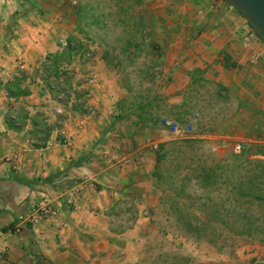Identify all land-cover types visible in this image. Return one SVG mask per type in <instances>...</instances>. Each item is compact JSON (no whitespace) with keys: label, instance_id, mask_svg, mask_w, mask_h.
<instances>
[{"label":"crops","instance_id":"crops-1","mask_svg":"<svg viewBox=\"0 0 264 264\" xmlns=\"http://www.w3.org/2000/svg\"><path fill=\"white\" fill-rule=\"evenodd\" d=\"M187 3L196 13L195 21L190 22L192 17L184 21L183 45L164 55L163 70L169 75L164 86L172 92L168 98L176 99L181 89L192 85V72L198 71L199 80L214 85L223 104H232L236 112L218 129L195 134V138L218 143L222 149L241 144L264 151V43L255 38L250 46L245 44L253 33L251 27L222 0ZM28 30L12 40L11 50L0 52V248L7 251L0 264H101L117 251L125 253L118 240L146 229L148 213L159 198L151 180L153 148L176 138L162 137L151 143L138 138L128 150H119L118 138H126L115 131L120 87H114L108 67L97 57L91 63L94 68L80 62L75 63V72L71 68L75 93L83 90L86 99L76 97L68 108L56 111L64 113L63 128L52 130L45 145L33 146V141L19 145L24 133L10 127L8 114L25 108L26 130L29 125L41 128V122L48 121L42 120V109L46 94L52 96V91L40 77L28 80V76L38 75L48 55L60 52L54 42L47 41L46 30ZM20 74L27 77L24 85L30 94L9 100L5 84ZM33 121H39L37 126ZM28 133L33 136V129ZM35 133L40 144V132ZM61 135L72 144H62ZM98 155L105 161H98ZM76 190L80 197L77 209L72 210L66 200ZM42 201L57 205L61 216L35 226L21 223L31 206ZM262 258L264 247H254L245 255L241 250L223 260L226 264H262Z\"/></svg>","mask_w":264,"mask_h":264},{"label":"rangeland","instance_id":"rangeland-1","mask_svg":"<svg viewBox=\"0 0 264 264\" xmlns=\"http://www.w3.org/2000/svg\"><path fill=\"white\" fill-rule=\"evenodd\" d=\"M195 15L194 9L190 8L187 0H0V52L11 50L12 40L18 35L28 33L30 31L28 28L38 31L46 30L44 35L47 36V41L54 42L59 51L63 50L61 41H69L74 46L78 45L76 55L79 59H75L74 53L71 63L63 66L68 69V74L60 75L57 80L59 87H63V91L60 92L55 87L52 92L49 91L52 96L48 93L45 96L46 106L42 109V120L48 121H42L41 124L51 131H59L63 128L60 125L61 119H64V113L56 112L58 109L68 108L69 101L75 102L76 97L80 100L86 99L81 93L83 90L75 93V74L71 68H74L75 72L77 62L94 68L95 64L91 63L95 58L100 57L102 64L108 67L106 70H109L107 73L114 81V87L115 84L116 88L120 87V97L125 100L127 118L115 124V131L126 136L124 139L118 138L116 142L117 146H120L119 150L126 151L134 141L138 142V138H142L144 142L148 139L146 143H151L162 137H172L161 127L164 118L181 121L186 116L197 115L194 133L202 135L218 129L225 120L235 114L236 107L232 104H223L216 92L217 88L201 82L199 74L195 71L191 75L193 84L185 90L177 91L179 93L177 101L168 98L172 92L164 86L169 77L163 70L167 64L164 55L171 52L175 46L183 45L184 21L192 17L190 22H194ZM38 34L41 33L38 32ZM176 41H178L177 44H175ZM128 42L131 43L129 46ZM84 55L89 57L83 58ZM42 75L41 68L38 75L32 74V77L28 76V80L41 78ZM68 77V84H64ZM146 101L152 102L151 115L153 118H158L159 125L153 128H134L132 123L137 121L138 118L135 115L139 111L136 108L127 109V107H135L139 102ZM14 114L15 112L9 115ZM28 124L27 121L15 124L19 132L23 131L26 134L20 136L19 145L22 143L27 145L31 143L30 141H33L31 145L35 143L39 145L38 140H35L37 138L35 132L39 131L42 137L41 130L44 128L41 126L34 129L32 125H29L26 130ZM30 129H33L35 139L28 133ZM135 135H137L136 139L132 140ZM170 141L177 140L168 139L165 142ZM162 143H158L157 147L153 148L155 158L158 146ZM212 145L200 140L190 148L182 147L179 154L170 156L166 166L168 167L172 162L185 170L191 165L190 161H193L194 165H210L231 159L234 155L230 145L223 146L224 149L218 152L211 150ZM111 146L115 147L113 144ZM242 147L244 151L250 153L249 157L246 155L243 158L264 160L259 158L262 156L261 149L255 150L249 145L248 147L242 145ZM99 155L97 160L105 161ZM172 168L173 166L168 167V169ZM151 180L154 184L155 180L153 178ZM194 191L202 196L211 195L217 201L221 199L220 202L232 196L226 188L217 193L200 190L193 184L187 188L186 193ZM157 192L155 197L157 199L159 196V198L152 211L148 213L150 217L146 229L139 235L118 240L117 244L125 250V253L117 251L114 257L101 264H226L223 259L230 260L232 256L237 255L238 251L244 250L245 255L254 247H264V243L260 242L261 234L255 233L251 237L237 235L236 232L242 227L233 219H227V223L221 220L213 222L196 232L186 230L171 212L169 207L171 194L161 197L159 189ZM199 208H194L193 212L200 213ZM249 212L260 215L264 212V207L255 205ZM127 222L129 221H125L126 226L129 225ZM262 260L264 264V258Z\"/></svg>","mask_w":264,"mask_h":264},{"label":"trees","instance_id":"trees-1","mask_svg":"<svg viewBox=\"0 0 264 264\" xmlns=\"http://www.w3.org/2000/svg\"><path fill=\"white\" fill-rule=\"evenodd\" d=\"M130 44L128 42V46ZM71 57L72 52L67 48L59 53L50 54L46 58L41 79L49 91H53L55 87L60 92L63 91V87H59L60 84L58 85L57 80L60 75L68 74L67 69L63 66L71 63ZM195 72L198 73V71ZM26 80V76L20 74L5 84L4 89L9 100H17L30 94L28 87L23 85ZM68 82L69 77L65 79L64 84H68ZM161 99L163 101L162 97ZM118 108L119 114L116 122H122L127 118L124 99L118 102ZM133 108L139 111L135 115L138 118L137 121L132 123L134 128L158 127V118H153L151 115V101L139 102L135 107H127V109ZM14 112V115L8 114L10 117L8 116L7 120L10 127L16 129V123L25 122L28 119V111L19 107ZM40 116L37 114L38 118ZM38 123L39 121H33V126H37ZM50 132L49 128L41 130L42 139L39 140L41 142L39 145L47 143ZM198 142H200L198 139H183L165 142L158 146L155 165L151 173V178L155 180L154 187L160 190L161 197H165L168 193L171 194L169 205L171 212L186 230L196 232L213 222L221 220L223 223H227V219H233L242 227L240 231L236 232L237 235L251 237L258 233L262 235L260 242L264 243V212L260 215L249 212L252 206L264 207V160L243 158L246 155L250 156L249 152L243 151L241 155H233L231 159L210 165H194L193 161H190L191 165L185 170L178 167V164L174 165L170 162L168 167L173 166V168L168 169L166 161L170 159L171 155L179 154L180 148H190ZM260 153L264 155L263 150ZM192 184L200 190L217 193L226 188L232 196H228L220 202L221 199L217 201L211 195H198L196 191L186 193L187 188ZM194 208L201 209L200 213H194Z\"/></svg>","mask_w":264,"mask_h":264},{"label":"built area","instance_id":"built-area-1","mask_svg":"<svg viewBox=\"0 0 264 264\" xmlns=\"http://www.w3.org/2000/svg\"><path fill=\"white\" fill-rule=\"evenodd\" d=\"M255 39V36L253 33H250L247 38L245 39V44L250 46L251 41ZM61 47L63 50L69 49L72 52L71 60L74 59V53H75V59H79V56L77 57L78 53V45H73L69 41H61ZM89 55H84L83 58H88ZM94 78L90 79L93 80ZM198 119L197 115L193 116H186L181 121H176L174 119L170 118H164L161 122V127L167 131L172 137L176 138V140H183V139H197L195 138V123ZM62 143H64L67 146H70L72 142L66 138L64 135H61ZM222 149V146L218 143L212 145V151L218 152ZM243 147L241 144H235L232 146V153L234 155H241L243 153ZM259 158L264 159V156H259ZM80 197V190H76L73 192V194L66 200V204L68 207L72 208V210L77 209L76 206V200ZM61 212L60 209L57 207V205L53 204L52 202L48 201H42L36 205L31 206L28 214L26 217L20 218V222L23 224H28L31 226H35L38 223H40L43 220H56L60 217ZM1 241V236H0ZM7 255V251L5 247L0 248V263L1 261H4V257Z\"/></svg>","mask_w":264,"mask_h":264},{"label":"water","instance_id":"water-1","mask_svg":"<svg viewBox=\"0 0 264 264\" xmlns=\"http://www.w3.org/2000/svg\"><path fill=\"white\" fill-rule=\"evenodd\" d=\"M235 8L249 24L255 38L264 43V0H222Z\"/></svg>","mask_w":264,"mask_h":264}]
</instances>
